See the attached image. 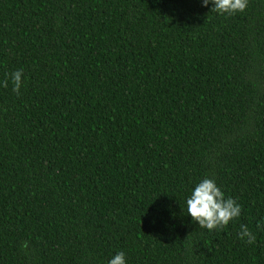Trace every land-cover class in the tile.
<instances>
[{"label":"trees","instance_id":"trees-1","mask_svg":"<svg viewBox=\"0 0 264 264\" xmlns=\"http://www.w3.org/2000/svg\"><path fill=\"white\" fill-rule=\"evenodd\" d=\"M211 8L0 0V264H264V0ZM205 177L226 228L187 214Z\"/></svg>","mask_w":264,"mask_h":264},{"label":"clouds","instance_id":"clouds-1","mask_svg":"<svg viewBox=\"0 0 264 264\" xmlns=\"http://www.w3.org/2000/svg\"><path fill=\"white\" fill-rule=\"evenodd\" d=\"M211 3L212 10L219 14L231 15L246 10L249 0H202L203 6ZM7 79L0 80V87H7L9 79L12 82V90L17 94L24 83L23 69L6 74ZM187 214L194 222H198L199 228L209 231L226 228L230 222L238 219L242 214V205L232 196H226L217 182L209 177L200 180L190 191L185 200ZM255 227L264 232V217L256 221ZM238 238L248 244H255L257 233L247 224L240 225ZM107 264H128L125 251H117L109 258Z\"/></svg>","mask_w":264,"mask_h":264}]
</instances>
